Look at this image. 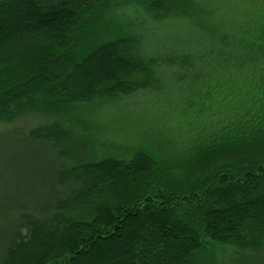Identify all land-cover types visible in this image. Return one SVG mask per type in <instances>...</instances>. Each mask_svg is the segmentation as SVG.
Here are the masks:
<instances>
[{
    "label": "trees",
    "instance_id": "1",
    "mask_svg": "<svg viewBox=\"0 0 264 264\" xmlns=\"http://www.w3.org/2000/svg\"><path fill=\"white\" fill-rule=\"evenodd\" d=\"M129 3L153 22L130 17ZM185 22L160 45L178 65L162 73L165 55L142 48L148 24ZM261 41L264 23L238 0H1L0 135L15 127L10 143L50 163L36 203L0 200V264H264V61L257 73L251 57ZM209 61L204 86L233 93L208 94L216 122H197L181 146L156 129L111 153L90 108L166 94L168 72Z\"/></svg>",
    "mask_w": 264,
    "mask_h": 264
},
{
    "label": "rangeland",
    "instance_id": "2",
    "mask_svg": "<svg viewBox=\"0 0 264 264\" xmlns=\"http://www.w3.org/2000/svg\"><path fill=\"white\" fill-rule=\"evenodd\" d=\"M241 1L238 0V3L244 9V15L249 17L250 23L252 19L257 18L264 23V0ZM187 7L185 4L184 9L187 10ZM127 9L130 11V17L137 19L145 17L149 22L150 20L153 22V19L148 16L150 14H148L145 8L135 7L129 3ZM187 23L185 22L184 27L180 28L179 26H169L162 27L161 29L155 28L154 24H148L150 30L145 31V35L150 41L144 40L142 48H147V54L154 55L162 53L165 55L163 63L157 66L159 71L162 72L166 68L174 69V66H178L168 64V53L166 51L170 48V45L165 44L168 48L160 47V45L164 42L163 39L165 38L173 40L175 37L180 36L181 33L185 35L187 31L191 30L187 26ZM258 29L261 33L260 27ZM251 57L260 61L258 62L259 69L257 71L255 67L248 66V75L249 72L256 71L262 74L261 62L264 61L263 41L254 47V50L251 52ZM188 70H191V73L186 74L187 77L184 78H179L181 76L178 73L173 74L172 72H168V78L171 77V79L167 78V90L170 93L169 91L166 94H160L158 91H143L130 98L106 101L101 104L96 103L94 107L89 109L96 111L95 115L91 114V119L94 121H98L99 119L106 128L105 135H101L105 136L103 138L104 142H108L110 145H117L110 146L113 148L111 153L120 154L128 149L133 151L134 148L132 145L136 148L141 145H147L149 140H144V137L149 135L152 137L153 130L156 129H162L164 134L170 135L168 139L169 143H175L181 146L189 142L194 136L193 134L199 131L197 122L198 126L201 124L200 129L204 125L216 122L217 118L215 115H218V113H215V110L218 109L217 105H215L216 108L214 107L211 110L207 109L214 103L212 99H208V94H211L212 88L210 87L211 91H208L209 86H204L207 80V76L204 73L207 74L208 72L211 73V70L214 71L212 62H200L197 66ZM189 82H192L195 90L197 89L196 91L194 90L197 94L193 97L195 100L193 104L199 103L198 108L200 107V110L187 105L186 100L183 98V96L192 94V91H190L191 86L187 85ZM242 82L248 85L251 81L250 79H245ZM245 87L248 88V86ZM218 91L220 92L218 93ZM182 92L184 93L181 94ZM212 92L214 94L212 96L216 100L225 96L227 98L228 95L233 94L231 90L227 92L225 89H213ZM234 101L236 102V98H234ZM223 112L224 109H221L219 116L223 117ZM235 113L236 111L234 110ZM190 123H194L192 126L194 129L191 132ZM16 136L17 132L15 127L3 128L1 130L0 161L3 160V162H0V200L9 205H15L17 202L34 204L41 197L40 188L43 185L41 180L47 172L46 166H49L50 160H46L45 165L35 155L31 156L29 153H26V149H21L16 144L10 143V138ZM7 147L11 148L9 152L6 151ZM8 158H11V160L6 165L4 161Z\"/></svg>",
    "mask_w": 264,
    "mask_h": 264
}]
</instances>
